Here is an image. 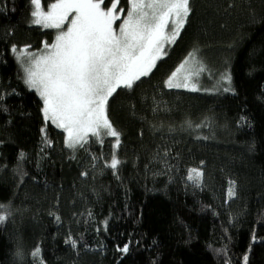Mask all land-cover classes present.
I'll list each match as a JSON object with an SVG mask.
<instances>
[{
  "label": "trees",
  "instance_id": "16d2710c",
  "mask_svg": "<svg viewBox=\"0 0 264 264\" xmlns=\"http://www.w3.org/2000/svg\"><path fill=\"white\" fill-rule=\"evenodd\" d=\"M190 9L152 72L109 100L112 169L114 138L66 147L19 71L12 49L57 30L31 24L30 0H0V264H264V0ZM190 52L206 87H166Z\"/></svg>",
  "mask_w": 264,
  "mask_h": 264
},
{
  "label": "snow or ice",
  "instance_id": "6c2138e0",
  "mask_svg": "<svg viewBox=\"0 0 264 264\" xmlns=\"http://www.w3.org/2000/svg\"><path fill=\"white\" fill-rule=\"evenodd\" d=\"M30 2L32 23L58 30L54 42L45 43L42 53L28 54L21 49L17 55L24 83L43 101L45 121L66 133L68 148L82 147L89 137L102 143L104 136L114 137L113 148H118L119 133L107 116L109 100L118 89H131L148 76L166 55L165 46L175 43L185 27L190 0H128L123 17L120 12L124 9L117 10L120 0H112L110 6L106 0H55L47 10L41 0ZM117 21H122L118 30L114 27ZM204 70L195 52H190L171 73L166 87L198 91L194 78ZM230 79L222 77L225 82ZM119 163L114 152L109 167L116 169ZM201 176L191 169L188 178L199 180ZM235 194V182H230L228 196ZM4 207L0 205V210ZM6 218L0 214V223ZM69 242L75 246L74 241ZM120 251L127 252V245ZM32 255L39 257V247ZM247 260L245 256V264Z\"/></svg>",
  "mask_w": 264,
  "mask_h": 264
},
{
  "label": "rangeland",
  "instance_id": "374dc122",
  "mask_svg": "<svg viewBox=\"0 0 264 264\" xmlns=\"http://www.w3.org/2000/svg\"><path fill=\"white\" fill-rule=\"evenodd\" d=\"M43 7V6H42ZM49 7V6H48ZM44 10H47V9H45L44 8ZM33 11V5L31 4V12ZM118 12H119V10H118ZM126 12H127V10L125 11V13H123V12H120V15L123 17V16H125L126 15ZM32 19H33V17L31 16V20H30V22H31V24H34V23H32ZM122 21H117L116 22V24L114 25V27L115 28H117V30H118V26H119V24L121 23ZM34 25H36V24H34ZM40 26V25H39ZM64 30H66V27H65V29ZM57 33H58V30H57ZM55 40V39H54ZM54 42V41H53ZM52 42V43H53ZM44 45H45V43H43L42 44V46L39 48V49H37V50H29V49H27L26 47H21V48H16L18 51L17 52H13V54H14V58H15V60H16V62H17V65H18V68H19V71H20V73H21V76H22V78H23V80H24V78H25V73H24V70H23V65H22V62H21V60H18L17 59V55L19 54V50H21V49H27V53L28 54H40V53H42L45 49H44ZM166 47H167V45L165 46V49H166ZM186 59H187V57H186ZM185 61V59L184 60H182L180 63H179V65L181 64V63H183ZM179 65L177 66V67H179ZM176 67V68H177ZM175 68V69H176ZM175 69L173 70V71H175ZM207 70H209V69H205L202 73H200V75H199V77L197 78V81L199 80V78H200V82L198 81V84H197V87H198V91H201L202 89H204L205 87H206V80H207V77H210V70H209V72L207 71ZM172 71V72H173ZM171 75V74H170ZM170 75L165 79V81H164V84H165V86H166V81L168 80V78L170 77ZM201 86V87H200ZM200 88H202V89H200ZM175 89H184V90H188V89H185V88H175ZM32 90H34V89H32ZM35 91V90H34ZM188 91H190V90H188ZM36 92V91H35ZM37 94V93H36ZM38 95V94H37ZM39 96V95H38ZM39 98H40V96H39ZM41 99V98H40ZM42 100V99H41ZM42 108H43V101H42ZM42 114H43V112H42ZM44 117V116H43ZM51 122V121H50ZM54 125V124H53ZM60 130H62V129H60ZM63 131V130H62ZM64 136H66V133H64ZM112 138V137H111ZM114 138V137H113ZM64 141H65V137H64ZM112 141H113V145L115 144V138L114 139H112ZM116 151V148L114 149L113 148V153ZM116 155V154H115ZM111 162V161H110Z\"/></svg>",
  "mask_w": 264,
  "mask_h": 264
}]
</instances>
